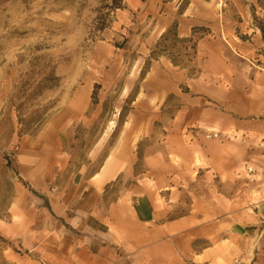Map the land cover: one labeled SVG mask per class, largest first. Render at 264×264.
Listing matches in <instances>:
<instances>
[{"label": "rangeland", "instance_id": "1", "mask_svg": "<svg viewBox=\"0 0 264 264\" xmlns=\"http://www.w3.org/2000/svg\"><path fill=\"white\" fill-rule=\"evenodd\" d=\"M263 15L264 0H0V264H79L64 260L70 248L63 225L42 230L45 191H69L75 173L95 172L103 160L121 168L129 150L138 168L150 141L132 136L127 146L125 140L133 110L146 101L151 64L193 76L198 38H221L233 51L253 48L264 38ZM164 17L170 23L159 33ZM191 18L197 23L181 36L179 21ZM263 52L241 53L264 70ZM177 105L170 94L162 108L170 116ZM58 114L66 119L55 138L47 131ZM241 138L224 137L233 155ZM247 143L258 149L248 157L258 167L243 163L234 170L241 181L232 184L240 192L232 203L249 210L264 199V137ZM201 159L196 153L193 165H206ZM204 172L194 167L185 174ZM215 249L219 261L230 249L233 264H264V229L241 257L231 242Z\"/></svg>", "mask_w": 264, "mask_h": 264}, {"label": "crops", "instance_id": "2", "mask_svg": "<svg viewBox=\"0 0 264 264\" xmlns=\"http://www.w3.org/2000/svg\"><path fill=\"white\" fill-rule=\"evenodd\" d=\"M169 23L166 17L159 20V33ZM195 23L192 18L179 21L181 36L190 35ZM261 47L264 38L253 48L237 45L233 51L221 38L200 37L197 74L188 76L178 68L169 75L151 64L146 101L133 110L125 140L127 146L132 136L150 141L138 168L137 155L129 150L121 168L118 162L105 166L103 160L95 172L75 173L69 191H45L42 230H55L57 221L63 225L70 248L66 263L233 264L231 246L217 260L215 245L221 241L234 243L239 257L246 254L248 240L264 229V199L251 212L235 207L232 201L240 192L232 184L241 181L234 173L241 164L258 167L257 161H248L258 149L247 142L264 137V70L241 52L252 55ZM170 94L178 105L168 116L162 104ZM64 119V114L55 115L47 134L59 137L56 125ZM229 135L242 137L235 146L238 155L224 142ZM196 153L206 165H193ZM194 167L204 174H185ZM250 264H260L259 259Z\"/></svg>", "mask_w": 264, "mask_h": 264}, {"label": "built area", "instance_id": "3", "mask_svg": "<svg viewBox=\"0 0 264 264\" xmlns=\"http://www.w3.org/2000/svg\"><path fill=\"white\" fill-rule=\"evenodd\" d=\"M260 60H261V63L264 64V52L262 53Z\"/></svg>", "mask_w": 264, "mask_h": 264}, {"label": "trees", "instance_id": "4", "mask_svg": "<svg viewBox=\"0 0 264 264\" xmlns=\"http://www.w3.org/2000/svg\"><path fill=\"white\" fill-rule=\"evenodd\" d=\"M168 33H170V31H168ZM173 35L176 36V33L174 32Z\"/></svg>", "mask_w": 264, "mask_h": 264}]
</instances>
